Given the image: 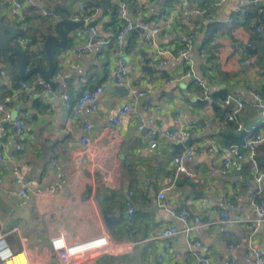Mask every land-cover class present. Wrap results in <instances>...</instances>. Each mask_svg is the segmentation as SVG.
Returning <instances> with one entry per match:
<instances>
[{
  "label": "crops",
  "instance_id": "0c3cea01",
  "mask_svg": "<svg viewBox=\"0 0 264 264\" xmlns=\"http://www.w3.org/2000/svg\"><path fill=\"white\" fill-rule=\"evenodd\" d=\"M72 1L62 5V15H69L80 3L75 0L69 8ZM119 1L110 0L108 6L99 7L96 29L109 43L97 58L74 51L75 44L82 40V26L67 31L65 48H51L55 68L61 67L67 80L71 106L77 105L83 92L102 87L93 106H80V116L93 125L86 133L88 143L81 142L84 133L80 124L73 117L69 119L68 109L49 92L43 96L32 91L27 103L15 109L22 117L25 132L20 136L8 126L0 139V235H4L17 258L23 260L24 255L28 264H57L50 248V241L57 236L67 243L106 239V252L89 255L75 264H192L189 258H178L177 252L187 248L182 234L163 262L157 261L163 243L160 231L167 226L180 227L175 217L157 205V192L170 188L164 203L176 210L186 208L198 216L209 210H225L228 201L235 203L230 229L210 225L201 230L200 240L207 248L211 264H226L230 260L243 264L247 220L255 214L249 200L253 189L244 185L250 180L249 165L244 159L237 169L223 175L218 154L241 134H229V124L222 120L226 106L220 97L213 100L211 115L200 113L204 106L201 89L193 84L191 76H186L185 66L178 60L170 59L163 74H157L140 30L128 33L123 41L129 77L122 86L125 92L119 94L111 89L115 87L111 72L118 52L114 39L121 25L115 15ZM219 1L131 0L128 14L136 25V13L141 21L149 22L164 17L175 6L205 9L219 3L209 15L220 26L206 32L205 23L193 40L191 58L195 74L215 94L245 96L251 89L264 94V43L253 42L256 53H247L250 30L240 15L241 8L251 14L258 7L252 0ZM41 4L35 9L25 6L26 22L21 25L7 17L8 0H0V22L16 30L11 44L19 46V35L36 42L32 47H21L24 52H41L45 37L54 34V5L47 0ZM259 6L264 23V0ZM43 7L49 13L47 16L41 14ZM204 18L194 16L191 23ZM189 24L176 17L169 36L160 37L159 44L175 50L183 42ZM261 35L264 36V30ZM7 56L8 52L0 49V68L8 66ZM244 61L253 68L245 66ZM14 64L13 71L0 73L10 87L14 72L18 74L16 57ZM38 78L36 74L28 76V83ZM169 80L172 82L168 83ZM138 90L146 92L149 109L144 112L138 104L120 124L111 125L110 119ZM178 110L182 120L194 122L186 144L201 150L189 166L195 174L189 181L183 177L173 179L171 161L181 149L160 138L158 147L151 150L146 130L138 129L139 117L143 116L152 118L164 130L173 131ZM236 116L246 130L258 128L264 117V104L243 105ZM257 157L264 170L263 147L258 148ZM259 196L264 199V180ZM232 243L240 248L229 251L228 245ZM253 244L264 257V224Z\"/></svg>",
  "mask_w": 264,
  "mask_h": 264
},
{
  "label": "built area",
  "instance_id": "2783aa9c",
  "mask_svg": "<svg viewBox=\"0 0 264 264\" xmlns=\"http://www.w3.org/2000/svg\"><path fill=\"white\" fill-rule=\"evenodd\" d=\"M146 2L147 0H142ZM226 1L220 0L219 2ZM262 0H252V4L257 6V12H262L260 8V2ZM42 0H8L7 17L23 25L26 22V15L24 8L28 5L30 8H36L41 6ZM219 3H215L209 8L199 9L197 7H191L186 9L179 5L175 6L162 18L153 19L149 22L140 20V14L136 13L135 18L139 20L136 25L131 21V17L128 14L129 4L127 0H120L115 8V14L120 20L119 26L114 43L118 47L117 57L111 72L113 83L116 87L124 86L128 81L127 64L123 53V41L124 38L132 30L137 29L142 32L143 42L146 44L149 54L152 58V66L157 70L158 75L163 74V67L166 66L170 59L178 60L182 66H185L186 76H191L193 84L201 89V100H205L206 103L203 106V110L200 112L203 116H209L212 114L213 104V90L204 84V82L195 74L194 66L191 58L193 49V40L196 37L198 31L202 30L205 23L213 22L209 13L212 11V7H216ZM100 13V8L87 6L84 2H81L74 7L70 13L68 19L73 22H81L83 27L82 40H80L74 46L75 53L97 58L102 54L108 40L103 39L95 25L97 16ZM246 11L244 8L240 9V15L243 17ZM41 14L47 16L49 13L42 9ZM202 15L203 21L192 22L194 16ZM176 17L182 18L184 21L190 22L183 36V42L175 50H171L162 47L158 39L160 37L166 38L169 36L174 26ZM58 15L54 14L52 23L54 24L58 20H61ZM257 32H262V24L257 21ZM18 45L20 47H32L30 39L18 37ZM35 53L38 51L34 50ZM245 66L253 68L251 63L243 62ZM52 81L56 82L54 90L48 83L37 79L32 84L20 83L18 88H11L7 80L0 78V139L5 136L8 126L12 127L15 132L22 136L25 132V128L22 122V117L16 113V108H20L25 105L30 97L32 91H37L38 94L45 96L46 93H51L54 99L58 100L62 106L69 111V119L73 117L77 123L80 124L81 130L84 135L81 137V142L87 144L89 139L86 135L92 128V123L88 119H84L80 116V106L90 105L93 106L102 92L101 86H96L91 90H87L77 100V105L71 106L72 99L68 91V83L64 77L61 67L54 69ZM172 82L169 80L168 83ZM6 91L5 94L2 92ZM257 104L262 106L264 104V96L258 95L254 90H249L245 96L239 94H228L225 100L222 102L224 106L230 104L235 105V109L225 115L227 121L233 123L234 129L232 134L244 133L245 137L241 146L231 145L219 150L218 154L221 159L220 172L221 174H227L231 169L238 168L242 160L247 159L249 165L250 180L244 183L245 187L252 188L253 193L249 196L250 205L254 208V216L247 220L248 233L244 242L245 252L242 257L243 264H264V257L260 251L253 244L254 236L258 233L262 224H264V201L256 202L255 198L261 194V186L264 180V170L259 168L256 160L257 148L264 145V117L257 128H251L246 130L236 116V112L239 111L243 105L247 103ZM140 104L144 112L149 109V101L146 98V92L144 90H138L136 94L132 96L126 103H124L118 110L117 115L110 119L111 125H118L127 116V114L133 110L136 105ZM178 116L175 119L173 125V131L164 130L158 125L152 118L139 117L138 129L146 130L148 147L153 150L158 147V140L165 138L169 142L175 145H183L191 136V130L194 126V122L191 120H182L181 110H178ZM257 129L256 131H254ZM211 150V149H210ZM201 150L183 145L180 152L175 154L172 158V170L173 179L177 177H183L189 181L194 178V171L189 166L193 163L194 158L200 154ZM2 157L0 156V160ZM170 188L159 190L156 194V201L159 208H161L167 214L175 217L179 222L180 227L167 226L160 231V238L163 240L162 250L157 257L159 263L163 262L168 252L171 251V247L176 243L178 235L182 234L186 239V250H179L177 252L178 258L181 260L190 259L192 264H211V259L207 254V248L200 240L201 230L210 225L218 224L224 230H229L233 218L231 213L236 210V205L233 201L226 203V209L220 211H207L203 216H198L186 208L176 210L169 207L164 203L165 193ZM50 248L53 255L56 258L57 264H75L82 262L89 257V255L99 254L107 251L108 244L104 237L92 239L84 242L67 243L62 237L52 238L50 241ZM240 248L237 243L228 245V250L233 251ZM18 254H14L8 246L4 235H0V264H28L25 256L23 260L17 258ZM178 264V263H177ZM226 264H236L235 261L230 260Z\"/></svg>",
  "mask_w": 264,
  "mask_h": 264
},
{
  "label": "water",
  "instance_id": "95a60500",
  "mask_svg": "<svg viewBox=\"0 0 264 264\" xmlns=\"http://www.w3.org/2000/svg\"><path fill=\"white\" fill-rule=\"evenodd\" d=\"M74 3H75V0L70 3L69 8ZM42 9L46 11L45 10L46 8L43 7ZM80 26H82L81 22H73L69 19H61L55 22L53 26L54 34L47 35L42 44V52L44 53L46 57V67L45 68H38V67L27 68L25 52L22 50L21 47L11 44L12 40L14 39L16 35V30L13 27L7 26L0 22V49L5 52H8V56H7L8 66L1 67L0 73H8V72L13 71L14 67H16L14 64V58L16 57L19 59L17 70L21 78H26L30 75L36 74L38 75L39 79L49 84V86L51 87V90H54L56 86V82L51 80V75L55 68V62H54L51 48L52 47H57L60 49L65 48L66 41H67V31L74 30ZM218 26H220V23L216 21L208 23L206 25L207 27L206 32H209L210 30ZM111 89L119 94H123L125 92V89L123 87L115 86ZM202 103L205 104L206 101L202 100ZM186 143L187 142H185L183 145H187ZM183 145H177V147L182 149Z\"/></svg>",
  "mask_w": 264,
  "mask_h": 264
},
{
  "label": "trees",
  "instance_id": "16d2710c",
  "mask_svg": "<svg viewBox=\"0 0 264 264\" xmlns=\"http://www.w3.org/2000/svg\"><path fill=\"white\" fill-rule=\"evenodd\" d=\"M47 1L50 3L52 2L54 5L51 7V9L53 10V12H52L53 15L56 14L59 17L62 16V18L68 19L69 15H65V14L62 15L61 14V12H63L61 7L66 2H70L72 0H47ZM78 1L84 2L87 6H90V7H95L94 4H97V7H100V6L106 7L110 4V0H78ZM127 1L129 4V7H130L131 0H127ZM206 8H208V7H206ZM33 9H35V8H33ZM262 14H263L262 12H257V10H254V13H251V14L245 13V15L242 18V20L244 19L243 24L244 25L248 24L247 27L250 30V34H249L250 48H249V51L247 52L250 55L256 53V51H255L256 49L253 48V42H263L264 43V36L261 35L262 32L256 31L257 21H260V23L262 24V30H264V23L262 22ZM134 30H132L131 32H133ZM19 37L30 39L32 42V45H34L36 43L35 40L30 38V37H27L24 35H19ZM251 46H252V48H251ZM25 57H26V61H27V66L38 67V68H45L46 67V57L42 51L41 52L38 51L37 53H35L34 51L25 52ZM28 82H30L28 77L27 78H21L19 76V74H15V72H14L11 88H14V89L18 88L20 83H28ZM28 84H30V83H28ZM5 93H6V91L2 92V94H5ZM257 94L264 96V94H259V93H257ZM226 96L227 95L224 96L221 93H218V94L213 93L212 99L215 100L217 97H220L222 102H223L225 100ZM247 104H250V103L248 102ZM214 109L216 111H218V109L216 107H214ZM234 109H235V105L230 104V105L226 106L225 110H223V113H222V116H223L222 120L225 121L227 124H229V126H228L229 134L232 133V131L234 129V125H233V123L226 120L225 115L231 113ZM257 129H255L254 131H256ZM240 134H241L240 138L238 137V139H236L235 141H233V142L231 141V143L228 144V146H231V145L241 146L243 143V139L245 137V134L244 133H240ZM259 147H263V149H264V145H261ZM258 148H257V150H258ZM257 159H258V157H257V152H256V160ZM257 162H258V160H257ZM261 170H263V169H261ZM255 201L258 203V202L264 201V199H263V197L259 196V197L255 198Z\"/></svg>",
  "mask_w": 264,
  "mask_h": 264
}]
</instances>
